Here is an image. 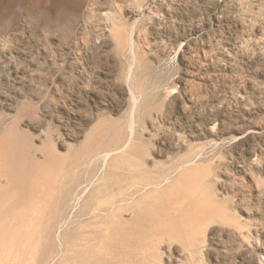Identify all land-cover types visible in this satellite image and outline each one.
Instances as JSON below:
<instances>
[{"label": "rangeland", "instance_id": "rangeland-1", "mask_svg": "<svg viewBox=\"0 0 264 264\" xmlns=\"http://www.w3.org/2000/svg\"><path fill=\"white\" fill-rule=\"evenodd\" d=\"M0 162L13 264H264V0H0Z\"/></svg>", "mask_w": 264, "mask_h": 264}, {"label": "bare ground", "instance_id": "bare-ground-1", "mask_svg": "<svg viewBox=\"0 0 264 264\" xmlns=\"http://www.w3.org/2000/svg\"><path fill=\"white\" fill-rule=\"evenodd\" d=\"M136 105V104H135ZM131 141V140H130ZM129 143V142H128ZM121 151V150H120ZM6 155V154H5ZM12 155V154H11ZM108 154H106V156H107ZM1 156H3V155H1ZM14 155H12V157H13ZM105 156V157H106ZM10 157V156H9ZM13 160V159H12ZM14 160H16L17 161V159H14ZM3 161V160H2ZM1 163V162H0ZM18 163V162H17ZM22 163V162H21ZM21 163H18L19 165L21 164ZM24 163V162H23ZM32 163V162H31ZM0 166H1V164H0ZM8 166V165H7ZM12 166V165H11ZM21 166V165H20ZM10 168V167H9ZM7 170H9L8 168H7ZM4 171H6V169L4 170ZM28 172V171H27ZM2 172H1V169H0V174H1ZM6 174H7V171H6ZM9 174V173H8ZM15 174H16V172H15ZM14 174V175H15ZM30 175V174H29ZM112 175V174H111ZM120 175V174H119ZM0 177H1V175H0ZM8 177H10V175H8ZM24 177V176H23ZM121 177V176H120ZM13 178V177H12ZM26 179V178H25ZM9 180H12V179H9ZM101 180V179H100ZM8 181V180H7ZM161 181V180H160ZM92 182V181H91ZM109 182H110V180H109ZM10 183V182H9ZM98 183V182H97ZM159 183L160 182H157V181H155V182H152L151 184H153L154 186H157V185H159ZM110 184H112V182L110 183ZM140 185V184H139ZM8 186V185H7ZM140 187H142L143 188V186H140ZM5 188V187H4ZM68 188H71V187H68ZM76 188V187H75ZM80 188V187H79ZM78 188V189H79ZM77 189V190H78ZM82 189V188H81ZM1 190V189H0ZM67 190V189H66ZM141 190V188H137V186L135 185H133V186H131V188H130V190L128 189L127 191V196L129 195L130 197L131 196H133V194L135 193V192H137V191H140ZM3 191V190H2ZM65 191V190H64ZM70 191H71V189H70ZM70 191H68L67 192V194L70 192ZM81 192V191H80ZM79 192V193H80ZM63 194L64 193H62V196H63ZM67 194H64V195H67ZM71 194V193H70ZM74 194H76V191H75V193ZM61 196V197H62ZM75 196V195H74ZM97 196V195H96ZM121 196V195H120ZM128 196V197H129ZM92 197V196H91ZM128 197H127V199H128ZM15 198V197H14ZM70 198V197H69ZM75 198V197H74ZM78 198V197H77ZM76 198V199H77ZM90 198V197H89ZM64 199V198H63ZM66 199V198H65ZM118 199V198H117ZM127 199H123L122 200V202H125L124 200H126L127 201ZM13 200V199H12ZM75 200V199H74ZM78 200V199H77ZM76 200V201H77ZM15 201V200H14ZM72 201H73V199H72ZM86 201V200H85ZM67 202V201H66ZM0 203H1V201H0ZM8 203V202H7ZM41 203V202H40ZM61 203V202H60ZM84 203V202H83ZM87 203H89V202H87ZM29 204V203H28ZM38 204V203H37ZM62 204H63V202H62ZM108 204H110L111 206H112V208H113V206L115 207V200H114V202L113 201H111V202H108ZM36 205V204H35ZM42 205V204H41ZM60 206H62L61 204H59ZM66 205V207H67V204H65ZM71 205V204H70ZM110 205L108 206V207H110ZM5 206V205H4ZM8 206V205H7ZM31 206H32V204H31ZM39 206V205H38ZM57 207H58V205H57ZM72 207V206H71ZM71 207H69V208H71ZM78 207V206H77ZM107 207V208H108ZM135 207V206H134ZM133 207V209H135ZM4 208V207H3ZM65 208V207H64ZM89 208V207H88ZM104 208V207H103ZM60 209V208H59ZM120 209H121V207H120V205L119 206H116L115 207V209H114V212H113V215L111 216V221H113L114 222V220L116 219V214H117V212H119L120 211ZM83 210V209H82ZM108 210H111V208L109 209L108 208ZM26 211V210H25ZM32 211V210H31ZM61 211H62V209H61ZM70 211V210H69ZM78 211V210H77ZM81 211V210H80ZM89 211V210H88ZM105 211V210H104ZM103 211V212H104ZM112 211V210H111ZM37 212V211H36ZM35 212V213H36ZM72 212V211H71ZM76 212V211H75ZM84 212V211H83ZM87 212V211H86ZM94 212V211H93ZM99 212H101V211H99ZM107 212V211H106ZM34 213V212H33ZM34 213V216L36 215ZM62 213V212H61ZM95 213V212H94ZM102 213V212H101ZM60 214V213H59ZM65 214V213H64ZM97 214V213H96ZM96 214H94V215H96ZM135 215H134V217H133V219H135V222H134V225H132V227L131 228H129V234L130 235H134V236H138V235H141V232L143 231V227L142 226H140L141 225V221H142V219L144 218V212L143 211H141V210H138V209H135V213H134ZM57 215V214H56ZM71 215V214H70ZM143 215V216H142ZM63 216H65V215H63ZM77 216V215H76ZM100 216V215H99ZM146 216V215H145ZM10 217V216H9ZM58 217H59V215H58ZM67 217V216H66ZM27 218V217H26ZM25 218V219H26ZM56 218V217H55ZM64 218V217H63ZM79 218V217H78ZM106 218V217H105ZM7 219H9V218H7ZM13 219V218H12ZM71 219V218H70ZM69 219V220H70ZM75 219V218H74ZM77 219V218H76ZM118 219V218H117ZM81 220V219H80ZM83 220V219H82ZM11 221V220H10ZM15 220H12L11 221V223H13ZM31 221V220H30ZM57 221V220H56ZM66 222L68 221V219L67 220H65ZM121 221V220H120ZM27 222V221H26ZM64 222V221H63ZM69 222V221H68ZM77 222V221H76ZM117 222V221H116ZM119 222V221H118ZM18 223V222H17ZM28 223V222H27ZM97 223V222H96ZM36 223H34V225H35ZM62 224V223H61ZM60 224V225H61ZM68 224V223H67ZM72 224V223H71ZM110 224V223H109ZM114 224V223H113ZM119 224V223H118ZM133 224V223H132ZM21 225V223L19 222V225H18V227ZM30 225H31V222H30ZM66 225V224H65ZM64 225V226H65ZM96 225V224H95ZM1 226V225H0ZM14 226H16V225H14ZM62 226V225H61ZM109 227H110V225H108ZM112 226V225H111ZM114 226V225H113ZM121 227V226H120ZM22 228V227H21ZM63 228V227H62ZM61 228V229H62ZM114 228V227H113ZM116 228V227H115ZM29 229H31V227L30 228H28V231H29ZM35 229V228H34ZM45 229V228H44ZM60 229V230H61ZM70 229V228H69ZM72 229V228H71ZM17 230H19V229H17L16 228V232H18ZM26 230V229H25ZM36 230V229H35ZM120 230V229H119ZM9 231V230H8ZM8 231H5L6 233L4 234L3 233V238H0V264H13L12 262L13 261H16V256H15V260H13V258H12V253L16 250V244L12 241V238L14 237H12L11 238V236H10V234H9V232ZM24 231V230H23ZM37 231V230H36ZM43 231V230H42ZM59 231V230H58ZM110 231H112V230H110ZM3 232V231H2ZM60 232V231H59ZM59 232H57V235H58V233ZM67 232V231H66ZM117 232V231H116ZM178 232V231H177ZM61 233V232H60ZM179 233V232H178ZM31 234H35V233H33V232H30V234H29V236L31 235ZM55 234V233H54ZM80 234V233H79ZM98 234V233H97ZM15 235V234H14ZM53 235V234H52ZM67 235H68V233H67ZM142 235H143V233H142ZM141 235V236H142ZM34 237H33V240L35 241V235H33ZM37 236H38V234H37ZM42 236V235H41ZM65 236V235H64ZM27 237V236H26ZM52 237H54V236H52ZM60 237V236H59ZM58 237V238H59ZM91 237V236H90ZM16 238V237H15ZM23 238V237H22ZM24 238H25V236H24ZM65 238V237H64ZM1 239H3L2 241H1ZM48 239V238H47ZM57 239V238H56ZM68 239V238H67ZM66 239V240H67ZM111 239V238H110ZM24 240V239H23ZM31 240H32V236H31ZM97 240V239H96ZM45 241V240H44ZM76 241V240H75ZM21 242V241H20ZM27 242L29 243V240H27ZM31 242L32 241H30V244H31ZM40 242V241H39ZM50 242V241H49ZM58 242H60L59 240H58ZM77 242V241H76ZM34 243V242H33ZM61 243V242H60ZM84 243V242H83ZM104 243V242H103ZM30 244H29V247H30ZM69 244V243H68ZM67 244V245H68ZM58 245V244H57ZM86 245V244H85ZM93 245V244H92ZM91 245V247H93ZM61 246H62V244H61ZM76 246V245H75ZM88 246V245H87ZM90 246V245H89ZM27 247V246H26ZM46 247V245L44 246V248ZM81 246H79V248H80ZM99 247L100 248H98V247H94V248H96V250L94 249L93 251H90V253L88 252V254L86 253V254H84L83 255V257L82 258H79V261H78V263L77 264H105V262H104V251H103V249L101 248V246L99 245ZM18 248H19V246H18ZM57 248V247H56ZM56 248H55V250H56ZM75 249H76V247H74ZM78 248V249H79ZM28 249V248H27ZM43 249V248H42ZM77 249V250H78ZM87 249V248H86ZM20 250H21V248H20ZM29 250V249H28ZM59 250V249H58ZM57 250V251H58ZM62 250V249H61ZM71 250V249H70ZM81 250V249H80ZM82 250H84V249H82ZM87 250H89V249H87ZM23 251H24V249H23ZM66 251V250H65ZM65 251H64V253H65ZM61 252V251H60ZM67 252V251H66ZM72 252V251H71ZM59 253V252H58ZM62 253H63V251H62ZM68 254H69V252H67ZM75 253V252H74ZM15 254V253H14ZM26 254V253H25ZM55 254V253H54ZM57 254V253H56ZM71 254L72 253H70V256H71ZM76 254V253H75ZM74 254V255H75ZM22 255V254H21ZM23 255H24V253H23ZM63 255V254H62ZM73 255V256H74ZM81 255H82V253H81ZM29 256V255H28ZM36 256V255H35ZM59 258H61L62 259V257L60 256V253H59ZM68 256V255H67ZM67 256H66V258H67ZM102 256V257H101ZM72 257V256H71ZM77 257V256H76ZM12 258V259H11ZM24 258V257H23ZM53 258V257H52ZM65 258V256H63V259ZM55 259V258H54ZM54 259H53V261H54ZM76 259V258H75ZM74 259V260H75ZM13 260V261H12ZM17 260H18V258H17ZM20 260H21V258H20ZM52 259L50 258L49 259V261H47V262H45V263H43V264H47L48 262H50V263H52V261H51ZM60 260V259H59ZM55 261H56V259H55ZM66 261H67V259H66ZM57 262H59V261H57ZM72 262V261H71ZM21 263V262H20ZM66 263H68V262H66ZM65 263V264H66ZM73 263V262H72ZM71 263V264H72ZM14 264H16V262H14ZM54 264H56V262L54 263ZM62 264V263H61Z\"/></svg>", "mask_w": 264, "mask_h": 264}]
</instances>
